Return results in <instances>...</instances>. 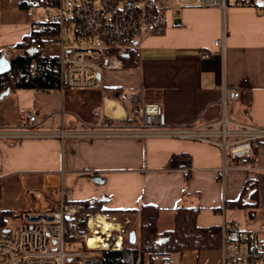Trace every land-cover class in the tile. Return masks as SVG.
I'll use <instances>...</instances> for the list:
<instances>
[{
	"label": "crops",
	"instance_id": "0c3cea01",
	"mask_svg": "<svg viewBox=\"0 0 264 264\" xmlns=\"http://www.w3.org/2000/svg\"><path fill=\"white\" fill-rule=\"evenodd\" d=\"M161 11L166 15L164 31L145 33L132 43L135 65L104 71L96 90H10L0 99V128L101 129L107 122L127 119L122 99L128 102L132 93L159 105L167 126H201L220 118L221 101L230 90L240 92L238 100L228 102L230 119L264 128V17L245 6L231 4L222 10L188 0ZM34 19L19 0H0V57L10 60L20 53L17 46L28 40ZM202 51L209 57L202 58ZM111 91L121 97L110 96ZM108 101L120 106V116L108 113ZM28 114L36 116L33 125ZM257 154L255 160L226 159L219 146L171 137L2 139L0 203L44 208L62 183L69 192L68 201L98 203L99 210L121 213L145 205L160 208L161 233L173 230L175 211L182 206L199 208V227L222 228L238 221L253 231L264 227V147ZM20 180L48 198L14 204ZM249 180L256 183L255 201L251 193L244 195ZM240 199L249 205L238 206ZM125 219L133 221L129 234L135 232L136 217L119 220ZM223 263L221 248L152 256L111 251L102 256V264Z\"/></svg>",
	"mask_w": 264,
	"mask_h": 264
},
{
	"label": "built area",
	"instance_id": "2783aa9c",
	"mask_svg": "<svg viewBox=\"0 0 264 264\" xmlns=\"http://www.w3.org/2000/svg\"><path fill=\"white\" fill-rule=\"evenodd\" d=\"M68 1V2H67ZM20 4L42 8L44 17L34 19L27 47H34L46 61H33L24 67H11L3 75L10 85L36 84L38 91L96 90L101 86L99 75L104 71L122 70L124 60L112 48H124L145 33L160 34L165 29L166 15L156 6L157 0H19ZM235 4L252 8L264 17V0H194V5L218 7L226 10ZM70 10L66 16L67 8ZM55 30L57 34H42ZM73 32L75 39H87L99 43V47L69 49L65 32ZM217 44H222L219 40ZM132 46V44H131ZM202 58L209 53L201 52ZM42 73H54L53 87H38ZM35 82V83H34ZM240 98L238 90L225 91L221 101L220 118L207 125L171 127L162 122L163 112L159 105L145 101L140 93L128 98L134 115L141 118L136 124L125 121H110L101 129L44 132L35 127L0 128V140H23L29 138L68 137H171L191 139L219 146L224 156L251 159L258 158L264 147V128L234 122L228 115V102ZM33 125L36 116L28 114ZM226 166L223 170L226 171ZM21 179V178H20ZM53 199L41 190L18 183L14 204L48 198L44 208L21 209L0 203V264H102L106 252H120L128 240L124 222L99 211L94 203L70 202L69 192L62 183L56 187ZM1 202V201H0ZM12 217V218H11ZM14 223L10 225L11 220ZM99 241L90 246L91 238ZM82 242L85 249L68 253L66 245ZM223 264H264V227L247 231L240 222L232 221L221 228ZM97 251L98 253H94ZM71 259L69 262L68 260Z\"/></svg>",
	"mask_w": 264,
	"mask_h": 264
},
{
	"label": "trees",
	"instance_id": "16d2710c",
	"mask_svg": "<svg viewBox=\"0 0 264 264\" xmlns=\"http://www.w3.org/2000/svg\"><path fill=\"white\" fill-rule=\"evenodd\" d=\"M23 8L30 10L32 5L21 4ZM42 34L55 35V30H45ZM132 42L125 44L124 48H112L107 53L117 54L124 60V66L135 65V49H132ZM26 41L17 46L20 49V53L10 58L12 67H24L29 65L33 61H46L40 54L30 55L26 52ZM56 75L54 73H42L39 77L40 84L38 87H53L55 83ZM35 83V82H34ZM35 89L36 84L26 83L18 85L16 87L10 85L8 81L4 79V76H0V93L6 90L14 89ZM118 91H111L108 93L110 96L120 98L121 93L117 95ZM123 105L128 111L127 124H136L141 121V118L134 115L130 109L129 102L122 99ZM238 159V158H235ZM249 180L250 186L244 190V195L251 193V200H256L258 190L256 183ZM96 207L98 203H94ZM240 207H246L249 204L244 203L243 199L237 202ZM254 207L258 206V203L253 204ZM104 214L115 215L119 219L128 217H136V229L137 239L134 244H131L128 240L124 243L122 251L138 252L142 255H172L176 253H183L185 251H205V250H219L221 248V228L217 226L199 227L197 224V217L199 213L198 207H180L175 211V226L173 230L161 233L158 230V219L161 213V209L156 206L145 205L139 210L125 211V212H108L102 211ZM264 216V211H263ZM111 252V251H110ZM118 253V252H113Z\"/></svg>",
	"mask_w": 264,
	"mask_h": 264
},
{
	"label": "rangeland",
	"instance_id": "374dc122",
	"mask_svg": "<svg viewBox=\"0 0 264 264\" xmlns=\"http://www.w3.org/2000/svg\"><path fill=\"white\" fill-rule=\"evenodd\" d=\"M185 1H187V0H157L156 6L158 7V9H162V10L174 9V8L179 7L182 4V2H185ZM188 1H194V0H188ZM68 9H69V7L67 8V13H66L67 17H69L70 10H71V9L70 10H68ZM30 15L33 17H36L38 19H42L44 17V11L42 8H37V9L31 8L30 9ZM65 40H66L67 47L69 49H72V48H88V47L94 48V47H99V45H100L97 42H92V41H89L87 39H82V38L75 39L73 32L67 31V30L65 32ZM97 209H98V207H97ZM99 211L102 212L103 210L100 209ZM11 218H10V220H11ZM120 221H122V220H120ZM13 224L14 223L11 220L10 225H13ZM132 226H133V221H132V223H130L126 227V229L129 231ZM82 249H85L84 243L77 242V241H73L71 246H69L67 244L65 247V250L68 253L79 252ZM93 252L98 253L97 251H93Z\"/></svg>",
	"mask_w": 264,
	"mask_h": 264
},
{
	"label": "water",
	"instance_id": "95a60500",
	"mask_svg": "<svg viewBox=\"0 0 264 264\" xmlns=\"http://www.w3.org/2000/svg\"><path fill=\"white\" fill-rule=\"evenodd\" d=\"M27 53L30 55H34L37 53V50L34 47H29L27 49ZM10 68H11L10 60L6 56L0 57V76L5 75L10 70ZM99 78H100V75H99ZM9 93H10V90H6L4 93H2L0 95V99L9 95ZM129 242L131 244H134L136 242V233L135 232H131L129 234ZM68 261L70 262L71 259H69Z\"/></svg>",
	"mask_w": 264,
	"mask_h": 264
},
{
	"label": "bare ground",
	"instance_id": "6f19581e",
	"mask_svg": "<svg viewBox=\"0 0 264 264\" xmlns=\"http://www.w3.org/2000/svg\"><path fill=\"white\" fill-rule=\"evenodd\" d=\"M115 105L117 106V109H114ZM107 111L113 117L120 116V114L122 113L120 106L117 103L113 102V101H108ZM97 241H99V240L96 237L95 238H91L90 242H89V245L90 246H94Z\"/></svg>",
	"mask_w": 264,
	"mask_h": 264
}]
</instances>
